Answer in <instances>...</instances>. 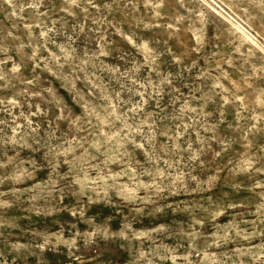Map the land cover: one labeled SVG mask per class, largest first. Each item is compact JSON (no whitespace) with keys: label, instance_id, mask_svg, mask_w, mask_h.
Returning <instances> with one entry per match:
<instances>
[{"label":"rangeland","instance_id":"1","mask_svg":"<svg viewBox=\"0 0 264 264\" xmlns=\"http://www.w3.org/2000/svg\"><path fill=\"white\" fill-rule=\"evenodd\" d=\"M0 264H264V0H0Z\"/></svg>","mask_w":264,"mask_h":264}]
</instances>
